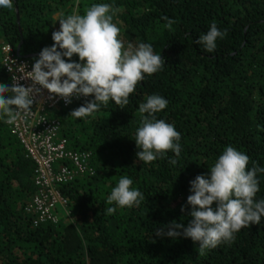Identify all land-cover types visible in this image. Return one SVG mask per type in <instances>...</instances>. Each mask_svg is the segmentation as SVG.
Listing matches in <instances>:
<instances>
[{
    "label": "trees",
    "instance_id": "1",
    "mask_svg": "<svg viewBox=\"0 0 264 264\" xmlns=\"http://www.w3.org/2000/svg\"><path fill=\"white\" fill-rule=\"evenodd\" d=\"M93 3L118 9L113 22L125 47L150 43L165 65L145 76L126 106L109 101L87 119L73 118L80 99L47 112L61 122L68 149L90 153L93 170L57 185L70 211L66 217L57 209V223L35 226L34 213L24 210L37 192L34 163L0 120V264H264V218L202 256L190 238L157 235L170 222L187 224L189 181L208 173L226 146L245 152L249 168L264 167V0H14L11 9H0V45L38 57L52 45L60 19L84 14ZM163 17L176 21L172 30L162 27ZM212 22L227 36L206 53L194 41ZM3 83L10 80L0 55ZM152 94L168 100L156 115L181 133L183 150L179 158L168 152L144 164L134 139L139 105ZM123 175L144 200L106 215L107 197ZM257 175L259 199L264 173Z\"/></svg>",
    "mask_w": 264,
    "mask_h": 264
},
{
    "label": "clouds",
    "instance_id": "2",
    "mask_svg": "<svg viewBox=\"0 0 264 264\" xmlns=\"http://www.w3.org/2000/svg\"><path fill=\"white\" fill-rule=\"evenodd\" d=\"M14 0H0V9H11ZM116 9L113 4L93 3L84 14L72 13L59 20V30L52 32V45L44 47L33 58L31 70L26 64L18 65L11 83L0 84V120L9 125L33 114L34 103L42 106L37 96L47 90L53 96L71 104L73 99L85 98L73 109V118L87 119L109 101L121 107L129 103L130 94L145 79L163 70L165 60L154 52L153 45L138 42L124 46L121 28L114 23ZM163 28L172 30L175 20L163 17ZM227 36V29H219L212 22L209 30L198 36L195 44L206 53L217 49V41ZM74 55L78 59H73ZM31 82L25 86L21 80ZM91 97V99H89ZM168 100L152 94L140 103L141 125L135 132L136 157L144 164L165 158L168 152L179 158L182 152L181 133L175 126L158 119L157 113L166 109ZM249 156L237 148L226 146L206 174H199L189 181L186 205L187 224L170 222L157 235L169 238H190L198 244L197 252L207 251L224 243H231L236 233L264 218V198H257L260 191L258 173L264 167L249 168ZM175 165L176 159L169 158ZM144 200L143 193L133 187V179L120 176L107 197L110 207L106 215H113L117 208L137 207ZM185 211V206H181Z\"/></svg>",
    "mask_w": 264,
    "mask_h": 264
},
{
    "label": "built area",
    "instance_id": "3",
    "mask_svg": "<svg viewBox=\"0 0 264 264\" xmlns=\"http://www.w3.org/2000/svg\"><path fill=\"white\" fill-rule=\"evenodd\" d=\"M0 55L10 83L11 77L19 76L20 73L9 71V68L15 70L18 65L26 64V70H31L33 58L17 54L9 43L0 45ZM30 82L28 79L20 81L25 86ZM49 95L47 90H42V94L37 96V100L42 101V106L34 103L32 116L18 119L13 125L6 123L34 163L33 183L37 192L25 205L24 210L34 213L35 226L46 222L57 223L60 220L57 209H61L66 217H70L67 199L63 197L57 185L70 181L77 174L93 173L88 167L90 153L68 149L66 141L60 136L61 122L47 113L51 109L68 104L55 96L49 98Z\"/></svg>",
    "mask_w": 264,
    "mask_h": 264
},
{
    "label": "water",
    "instance_id": "4",
    "mask_svg": "<svg viewBox=\"0 0 264 264\" xmlns=\"http://www.w3.org/2000/svg\"><path fill=\"white\" fill-rule=\"evenodd\" d=\"M16 53H17V54H20V53H19V46H18L17 49H16ZM33 56H37V55L30 54V55H27V56H25V57H30V58H32Z\"/></svg>",
    "mask_w": 264,
    "mask_h": 264
}]
</instances>
